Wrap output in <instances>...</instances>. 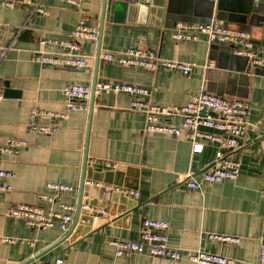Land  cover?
<instances>
[{
    "label": "crops",
    "instance_id": "1",
    "mask_svg": "<svg viewBox=\"0 0 264 264\" xmlns=\"http://www.w3.org/2000/svg\"><path fill=\"white\" fill-rule=\"evenodd\" d=\"M212 18L247 33L254 48L264 45V0H81L77 6L66 0L38 4L32 0L13 7L0 2V81L8 84L6 95L0 85V134L26 141L18 152L0 154V167L14 173L12 189L0 195V264H36L56 257L75 264H194L187 254L197 250L231 257L235 264H260L264 245V68L228 45L207 43L204 37L195 41L172 38L177 23H205ZM80 19L99 30L96 41L78 40L86 66L65 68L32 60L35 52L61 53L60 42L71 39ZM136 46L163 58L192 63L193 68L187 75L166 68L148 71L103 57L106 51L116 55ZM94 81L145 87L148 100L166 106L183 105L201 90L243 99L248 104L245 134L238 148L224 153L240 162L238 177L208 183L203 190L186 188L187 173L200 174L218 161L217 145L203 140V150L193 153L184 137L144 131L145 116L131 107L127 94L92 97L88 110L76 109L66 119L54 121L58 125L55 133L28 127L32 109H64V85ZM39 122L51 121L41 118ZM167 122L179 125L180 120ZM92 159L101 160V165ZM84 163L103 170L119 168L121 183L136 185V189L115 186L116 175L89 179ZM50 182L72 186L52 204L54 209L64 203L74 207V218L79 208L80 215L92 217L57 245L66 234L57 224L35 229L5 214L10 205L39 203V195ZM119 194L126 197L122 203L128 202L126 209L133 206L125 214L117 212ZM143 218L168 223V243L181 251L179 259L138 252L115 254L108 240L138 239ZM210 234L238 237L239 242L211 239ZM2 236L17 241L4 242Z\"/></svg>",
    "mask_w": 264,
    "mask_h": 264
},
{
    "label": "built area",
    "instance_id": "2",
    "mask_svg": "<svg viewBox=\"0 0 264 264\" xmlns=\"http://www.w3.org/2000/svg\"><path fill=\"white\" fill-rule=\"evenodd\" d=\"M32 0H0L6 7L16 4L30 3ZM41 0H35L38 4ZM73 6L79 5L81 0H66ZM46 15L45 9L38 8ZM99 30L96 26L88 25L80 19L71 31V39L60 42L63 50L61 53L35 52L32 60L40 64H49L65 68H83L87 61L84 54L80 53L78 40L88 39L96 41ZM201 37L209 44L220 43L231 47L236 54L248 57L250 62L264 68V45L254 48L250 36L241 31L225 27L215 18L205 23L190 24L179 22L175 25L172 38L176 41H195ZM104 59L116 60L126 67H138L148 71L158 68L175 70L187 75L193 64L161 57L155 51L141 46L127 47L116 55L111 51L103 53ZM212 64L206 65L211 67ZM115 92L127 94L131 97V107L141 111L145 116L144 131L148 133L165 134L174 137H184L191 144L193 153H200L204 148L203 140L217 145L219 159L214 166L200 174L187 173L183 179L188 189L203 190L208 183H217L224 179H235L240 173V162L224 155L225 152L238 148L245 134L248 117V104L241 98H225L215 93L201 90L192 94L183 105H158L148 100L147 88L121 81H94L92 84L69 83L64 85V109L56 112L52 110L32 109L29 113L28 127L44 134L55 133L58 125L54 121L66 119L73 110H88V101L94 96ZM3 95L0 93V100ZM41 118L49 119L50 123H40ZM171 118H178L179 125L169 124ZM26 145V141L17 137H5L0 134V154L16 153ZM92 163L101 165V160L92 159ZM14 173L0 167V195L12 189L10 179ZM72 190L66 183L50 182L46 191L39 195L37 204L17 203L10 205L5 214L9 217L22 219L25 224L35 229H47L58 225L63 233L70 229L74 207L59 203V209H54L52 204L59 197ZM137 195V192L127 191ZM262 207L264 215V180L261 188ZM168 223L161 219L143 218L140 235L136 240H118L111 238L108 243L114 247L117 256H126L132 252L146 253L153 257H163L177 260L182 253L179 249L168 243L166 230ZM211 239L223 242H239L238 237L230 235L210 234ZM4 242H15V237L2 236ZM188 259L194 264H235L231 257L206 251H193L187 254ZM260 264H264V245L260 247ZM36 264H75L65 263L61 257L53 260H44Z\"/></svg>",
    "mask_w": 264,
    "mask_h": 264
},
{
    "label": "water",
    "instance_id": "3",
    "mask_svg": "<svg viewBox=\"0 0 264 264\" xmlns=\"http://www.w3.org/2000/svg\"><path fill=\"white\" fill-rule=\"evenodd\" d=\"M0 85L4 86V88L2 89L3 90V95H6L7 92H8V89H7L8 88V84L5 81H0ZM85 162H86V160H85ZM83 171H84L85 177H87L89 179H92V180H95V181L101 180V178L103 176L116 175V176H118V181L114 183L115 186L120 187V188H125V189H132V190L136 189V185L121 183L122 182V178H123V172L119 168H117L115 170H103V169H100V168H94L93 166H86V164L84 163ZM115 196H116V194H112V197H115ZM125 198L126 197L123 194L120 195L121 204H120V206L117 209L118 213H124V212H127V210H132L133 209V206H130V207H128L129 209H126V205H127L128 202H126L125 204H122V203H124ZM91 218H92L91 216L80 215V208H79L77 213H76V216H75V218L73 220L71 228L69 229L68 232H66V234L63 236V238L60 239V241L55 243V245L59 244L60 242H62L65 239L69 238L70 235L73 234L72 232L79 228L78 227L79 223H82L83 221L91 220ZM87 231H88V229H85L82 234H84ZM74 234H76V232Z\"/></svg>",
    "mask_w": 264,
    "mask_h": 264
}]
</instances>
